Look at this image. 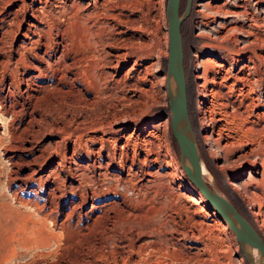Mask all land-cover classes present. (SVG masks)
<instances>
[{
	"label": "rangeland",
	"instance_id": "1",
	"mask_svg": "<svg viewBox=\"0 0 264 264\" xmlns=\"http://www.w3.org/2000/svg\"><path fill=\"white\" fill-rule=\"evenodd\" d=\"M165 2L111 0L114 12L121 8L133 20L120 25L119 40L112 37L117 30L104 25L100 29L99 56L88 61L94 66L87 64L94 75L89 90L66 94L49 87L53 90L38 93L33 109L20 112L19 103L28 102L30 93L27 96L23 82L15 81L6 96L8 80L0 71V264H247L232 230L178 161L170 118L164 111L168 104ZM208 3L235 11H212ZM184 5L185 0H179V12ZM79 19L84 23L83 17ZM180 28L188 112L200 158L213 176L212 186L236 202L264 240V183L259 187L246 183L261 180L262 166L247 162L233 169L224 163L221 168L224 153L214 139L216 119L225 112L228 125L242 133L244 140L236 143L239 147L251 146L255 153L264 148V131H244L252 121L257 128L264 123L255 115L262 106L245 111L244 104L250 94L264 97V0H192ZM103 49H119L126 55L112 67ZM91 127L94 130H88ZM93 134L106 139L104 155L109 150L116 156L115 167H108V173L130 174L134 181H142L138 193L128 191L124 199L108 192L107 181L99 185L101 189L97 186L98 168H92L85 152L98 146L88 138ZM74 143L81 145L78 153L72 150ZM61 153L67 155L65 169L59 165ZM52 170L58 172L63 188L56 190L48 180ZM32 176L42 180L36 182ZM233 180L245 183L235 188ZM78 181L85 185L84 198L70 211L66 205L75 200L72 187ZM87 189L94 190L96 203L108 201L103 211L92 212L102 216L91 227L84 225L92 203ZM45 197L53 201L47 212L40 206ZM65 201L68 216L53 221Z\"/></svg>",
	"mask_w": 264,
	"mask_h": 264
},
{
	"label": "bare ground",
	"instance_id": "2",
	"mask_svg": "<svg viewBox=\"0 0 264 264\" xmlns=\"http://www.w3.org/2000/svg\"><path fill=\"white\" fill-rule=\"evenodd\" d=\"M90 2L85 3V0H0V71H2L1 74L4 75L6 80H8V86L6 88V96L7 95L9 96V93L11 90L9 87V84L10 83L13 84L15 81L23 82L24 92L27 93V96H28V93H30L29 94L30 97H28L29 98L28 102L23 101V102L19 103V109L18 110L20 112H27V109H29L31 107L32 103L35 102L34 99L36 97H38V95H39L38 93L43 91L44 89L45 90L43 92H45L46 90H49L50 89L49 87H52L55 90L61 89V91L63 90L66 94L69 92H73V93L77 92L81 88H85L86 90H89L88 85L90 86L91 83L93 84L92 77L94 75L92 76L91 75L92 70H89V67L91 68L92 67L91 65H93V64L91 62H90L91 65L88 66L87 64H90V63H88V61H90L89 60L90 57L92 59L93 58L97 59L99 56V53H96V49L98 47L97 44H99V36H101V33H100L101 30L100 29H102L103 25H104L105 27L107 26L110 30H112V29L117 30L116 33L114 32L115 34H113L114 36H112V37L118 39L119 36L117 37V35L118 34L120 35L123 32L120 25L122 23H125V22L131 23L133 20L130 18V16H129L130 14H128V13L123 14V11L121 8H118L117 11L114 12L113 10H115L114 9L115 6L109 7L111 0H99V1L98 0H92L91 4H89ZM96 3H99L100 12H98L99 11L98 9H97L98 11L95 10V7L97 6ZM208 7H211L212 11L214 10V8L216 11L218 10L220 12L223 11L226 13L235 11L234 9H232L233 11H227L225 9H222V7H220V5L216 4V3H213V4L208 3L207 8ZM118 10H120V11H118ZM127 10H129V9H127ZM209 11H211V10H209ZM216 11H214V12H216ZM235 13H237V11ZM93 15L96 16L95 18H97L100 15L101 16L100 20L97 21L98 18L97 19L93 18ZM80 17H83L84 23L80 22V20H81V19H79ZM97 22H99L100 25L97 26ZM206 24H207V22H206ZM249 29L250 28H248V30ZM242 31H244V30H242ZM246 31H244V32H246ZM99 33H100V35H99ZM244 34H246V33H244ZM17 37H19L18 43H16V45H14L13 41L15 39H17ZM102 40L104 42V39H102ZM110 45H115V43H111ZM103 53L105 54V57H106V60L105 59L104 60L106 62H108V64L112 67H117V64L120 61V59L124 58L126 55L125 52L120 51L119 49H117L115 52H111L109 50H104ZM99 59H101V58H99ZM207 60L209 62L214 61V63H215V60L213 58H208ZM96 61L97 60H95V61L93 60L92 62H94V64L98 65L99 63H96ZM101 61H102V59H101ZM105 61H104V63H105ZM215 64H217V62ZM218 65H222V64L219 63ZM243 66L247 67L248 65L244 64ZM101 67H103V66H101ZM95 68H96V66H95ZM94 70H93V72H94ZM25 73H26V76H25ZM99 73H98V75H99ZM105 74H107V73H105ZM3 75H1V76H3ZM262 76L264 77V72H263ZM94 79H95V77H94ZM248 84H250V83H248ZM96 85H98V84H96ZM93 87H97V86H93ZM93 87L91 89H93ZM52 88L50 90H53ZM19 89H21V88H19ZM98 89H99V86H98ZM250 89H252V88H250ZM21 91H23V90L21 89ZM248 91L250 92V90H248ZM206 94H208V93L206 92ZM43 96H45V95H43ZM92 100L90 98V102ZM247 101H248L247 103H244L245 108H246L245 111L248 109L250 110L256 106H262L261 108H263V110H261L260 112H256L255 115H256L258 120L264 121V97H262L261 95H258V94H255V95L250 94L247 96ZM234 104H236V103H234ZM187 107H188V103H187ZM236 110L237 109L235 108V111ZM235 111H234V113H235ZM252 112H254V111H252ZM222 113H223V111H222ZM239 113L240 114L244 113V110H243V112L239 111ZM188 114H189V112H188ZM221 115L222 116H220L216 119L219 121V123L217 125V131H216L217 136L214 137V139L217 142V146L219 147V149H221L224 153V159H223L224 162H221L218 165L221 168H223L222 166L225 163L230 168L239 169L242 165H244L247 162H249L253 165L260 164L262 166V169H261L262 178H261V180L251 179L250 181L246 182L249 184L256 183V185H258V187H259L261 184L264 183V148H262L259 152H256L257 154L258 153L260 154L258 156V159H257V156H256L257 154L255 153L256 149L254 150V148L251 146L243 147L244 145H242V144H241L242 147H239L236 143L239 144V142H242V140H244L242 137V133L241 132L238 133L237 129H234L233 127L228 125V123L225 119L226 118L225 112ZM232 115H233V113H232ZM235 115H238V114H235ZM189 117H190V115H189ZM213 118H215V117H213ZM222 119H225V121L222 122ZM190 121H191V119H190ZM255 123H256V121H252L249 125H247V127H246V129H244V131L245 132L252 131L253 133L260 131V130L264 131V123H263V125H261L260 128L255 127L256 126ZM94 126H96V125H94ZM92 127H91V129H89L90 128L89 127L88 130H92L94 128V127L93 128ZM96 128H97V126H96ZM86 134H87V131H86ZM88 138L90 139L91 143L98 142V146L85 149V152L88 154V158L90 157L92 159V164H91L92 168H98V171L100 174V177H98L97 180L95 179L97 186L101 185L102 183L106 185V183H104V182L107 181L108 182V185H107L108 192L110 191L114 196L122 197L124 199H127L128 191H131V193H138L141 189L142 181H140V182L134 181L129 176L130 174L126 177L125 176L123 177V176H121V174H118V173H113V174L108 173L107 168L110 166H114L113 160L115 159L116 156H115V154H113L114 153L113 151L110 152L108 149H107L108 154L107 155L103 154L104 143H105L106 139L104 137H98L97 135H94V134ZM247 140L250 142L253 141V139H247L246 138L245 141L247 142ZM196 144H197V140H196ZM80 146L81 145H79V144L75 145V143H74L73 147H72L73 152L78 153L80 150ZM197 146H198V144H197ZM42 154H43V152H42ZM59 155H60L59 157L61 159L59 165L61 166L62 169H65L66 166H65V164H63V160H65L67 158V155H65V153H61ZM36 170L37 169H34L30 173L33 174ZM54 171H55V169H54ZM52 172H53V170H52ZM202 173H203V177H204L205 181L212 188V190L228 206L233 207L232 206L233 204L230 203L231 201L223 193H221L219 190L215 189L212 186L213 176L210 173L207 166H205V163L203 161H202ZM131 175H132V173H131ZM95 176H97V175H95ZM234 176H236V175H234ZM32 178L36 182L37 181L39 182L40 180H42L41 177L36 178V177L32 176ZM49 178H48V180H51L55 184L54 187L56 188V190L61 188V186H62L61 184H63V183L61 182V179L58 176V172H57V174H55L53 172L52 175H49ZM95 180L93 179V181H95ZM82 182L78 181V183L72 187L73 188L72 198H74L75 200H72L71 202H68V203H67V201H65L63 203V208L60 210V212L56 211L58 215L56 214L53 216V221L59 222V216H65V217L68 216L69 211L67 209H65V203H67L66 206L71 211L74 206L79 204L80 199L83 200L84 194L82 193L83 191H81V190L83 188H84V190H86V189L84 187L85 185ZM90 183L92 184V182H90ZM244 183L237 184L234 180L231 181L232 186L235 188H237L238 185L244 184ZM93 184H95V183L93 182ZM95 186L93 185V187H95ZM65 187H66V185H65ZM62 188H63V186H62ZM261 188L263 189V187H261ZM100 189H101V187H100ZM97 190H98V188L95 190V192ZM89 191L90 190L87 191V196L89 199L92 200V203H91V209H90L91 211L85 212L86 220L84 221V223H87V224H84V225H86V227L93 226L98 221V219H100V217L102 216L100 213L93 214L92 212H95L98 209L103 211L105 206H107V204H108V201H106L107 203H100V204L96 203L97 201L95 200V197L93 194L94 190L92 191V193ZM50 197H52V195H50ZM85 198H86V193H85ZM124 199H123V201H124ZM33 201L37 205L40 203V201H38L37 198H35V200H33ZM126 202H127V200H126ZM52 203H53L52 199L48 200L45 197L42 199V204L40 206L43 209H45V211L47 212V208L52 207L51 206V205H53ZM130 204H131V202H130ZM131 205H133V203ZM50 209H52V208H49V210ZM233 209H235V208L233 207ZM91 214H92V216H91ZM246 253H247V256L250 259L252 264H264L263 259L258 254H256L255 252L247 251Z\"/></svg>",
	"mask_w": 264,
	"mask_h": 264
},
{
	"label": "water",
	"instance_id": "3",
	"mask_svg": "<svg viewBox=\"0 0 264 264\" xmlns=\"http://www.w3.org/2000/svg\"><path fill=\"white\" fill-rule=\"evenodd\" d=\"M191 1L186 0L180 12L179 0H166L165 2L168 45L165 58L164 88L168 102L171 133L178 147V161L188 178L232 230L247 264H252L247 256V251L255 252L264 261V240L261 235L233 205L236 210L228 206L203 177L202 161L188 114L183 46L180 33L181 22L190 10Z\"/></svg>",
	"mask_w": 264,
	"mask_h": 264
},
{
	"label": "trees",
	"instance_id": "4",
	"mask_svg": "<svg viewBox=\"0 0 264 264\" xmlns=\"http://www.w3.org/2000/svg\"><path fill=\"white\" fill-rule=\"evenodd\" d=\"M180 30H181V28H180ZM182 44H183V41H182ZM185 46V45H184ZM184 49V48H183ZM164 111L166 112V115H168L169 116V112H168V104L166 105V107L164 108ZM190 114V113H189ZM190 119H191V116H190ZM191 124H192V128H193V130H194V133H195V128H194V123L192 122V120H191ZM169 126H170V119H169ZM195 136H196V133H195ZM196 140H197V137H196ZM230 196V195H229ZM231 200L230 201H232V204L235 206V208L236 209H238V211L243 215V217L244 218H246L248 221H249V219L247 218V216L244 214V212L241 210V208L236 204V202L232 199V198H230ZM250 222V221H249ZM251 223V222H250ZM252 224V223H251ZM255 227V226H254ZM256 228V227H255Z\"/></svg>",
	"mask_w": 264,
	"mask_h": 264
},
{
	"label": "flooded vegetation",
	"instance_id": "5",
	"mask_svg": "<svg viewBox=\"0 0 264 264\" xmlns=\"http://www.w3.org/2000/svg\"><path fill=\"white\" fill-rule=\"evenodd\" d=\"M186 1V0H185ZM192 2V1H191ZM180 11H181V9H180Z\"/></svg>",
	"mask_w": 264,
	"mask_h": 264
}]
</instances>
